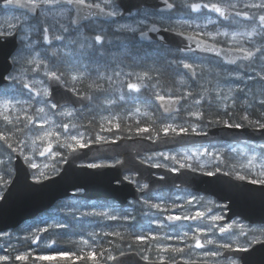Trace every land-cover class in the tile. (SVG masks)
<instances>
[{
	"label": "snow or ice",
	"instance_id": "obj_1",
	"mask_svg": "<svg viewBox=\"0 0 264 264\" xmlns=\"http://www.w3.org/2000/svg\"><path fill=\"white\" fill-rule=\"evenodd\" d=\"M18 10L23 11L17 15ZM193 13L199 15L193 18ZM165 34L183 38L182 46L172 47ZM196 52L214 54L220 64L189 62L184 55ZM165 77L174 86L162 83ZM5 80L11 84L0 88V142L10 150L9 160L12 154L22 157L37 184L50 178L47 169L57 173V163L67 162L59 149L80 158L78 150L94 143L115 144L121 132L147 133L144 138L150 141L161 139L162 133L165 142L207 136L205 129L213 126L264 136V0H0V81ZM152 99L166 116L158 127L154 113L140 106ZM98 101L105 110L121 103L133 107L127 117H102L108 127L101 124V131L112 137L96 134L93 140L79 132L74 121L83 108L91 109ZM181 113L191 122L178 123ZM56 117L63 119L58 123ZM129 118H136L134 125L122 123ZM250 148L242 153L245 162L239 168L225 164L222 150L208 147L182 154L157 152L140 163L207 178L223 174L264 190V143ZM37 155L47 162L37 163ZM112 159V164L89 163L87 168L124 163ZM138 174L123 179L143 194L132 206L149 210L143 213L146 228L140 225L142 230L135 231L137 224L132 223L124 231L101 227L76 234L77 213L70 212L71 219L30 230L24 238L27 250L0 255V264H124L120 257L127 254L125 247L145 264H199L194 254L203 264H248L243 257L226 253H248L253 244L264 245L252 234L257 229L226 221L229 205L208 200L192 212L204 201L196 194H188L182 203L152 202L146 191L150 185L139 183ZM6 175L11 176V168ZM10 183L0 174V186ZM79 215L98 218V224L136 221L127 211L93 210ZM260 231L264 236V229ZM217 232L222 234L220 239ZM0 236L11 239L9 233ZM102 236L119 242L109 240L106 247ZM117 251L119 256L114 254Z\"/></svg>",
	"mask_w": 264,
	"mask_h": 264
},
{
	"label": "water",
	"instance_id": "obj_2",
	"mask_svg": "<svg viewBox=\"0 0 264 264\" xmlns=\"http://www.w3.org/2000/svg\"><path fill=\"white\" fill-rule=\"evenodd\" d=\"M165 36L171 42L172 47L182 46L183 38L169 34ZM196 53L216 57L211 53ZM8 64H12L10 58ZM10 69L11 67L8 71ZM6 82L7 80L0 81V86ZM153 102L158 107V102L154 99ZM75 107H80V105H75ZM160 112L162 113V110ZM205 131L208 133L207 136H182L176 139L169 138L166 142L161 135V139L154 141L147 140L145 136H133L131 139L121 137L115 144L94 143L87 149L78 150L80 158L73 159V154L67 152L65 154L67 162H61L60 170L39 184L31 179L29 168L22 157L17 158L13 154L11 183L2 193L4 199H0V232L16 228L24 221L33 219L39 213L49 209L57 200L74 194L77 187L81 190L76 195L83 199L114 200L119 206H126L129 199L136 200L142 194L134 184L123 179V174L126 172L139 173L135 175V179L149 183L150 189L146 190L148 193L174 187L191 189L213 195L218 200H226L230 208L225 212L227 218L237 215L250 222L251 218L254 221L264 222V190L259 185L236 181L223 174L207 178L186 170L171 173L165 169L151 168L148 164L140 163V157L145 152L215 141H264L261 133L251 130H230L213 126L206 128ZM113 157H118L124 162L123 165L101 169L87 168V163ZM160 176H165V179L160 180ZM126 253L124 257H120L124 264H145L135 255V252L126 251ZM116 255L119 256V253ZM226 255L243 257L248 264H264V258L260 257L251 261V247L248 253H226ZM16 264H22V262Z\"/></svg>",
	"mask_w": 264,
	"mask_h": 264
},
{
	"label": "rangeland",
	"instance_id": "obj_3",
	"mask_svg": "<svg viewBox=\"0 0 264 264\" xmlns=\"http://www.w3.org/2000/svg\"><path fill=\"white\" fill-rule=\"evenodd\" d=\"M15 14L19 15L20 12H16ZM187 59L189 62H193V61H195L197 63L201 62L197 58L187 57ZM208 65L215 67L218 64H216V63L210 64V63L206 62V66H208ZM16 67H18V65ZM10 72H13V67H12ZM165 80L168 81L167 82L168 86H174L172 84L170 78H169V80L165 78ZM10 84H11V81H9L7 83V85H5L4 88L8 87ZM99 102H102V101H99ZM147 103H150V102H142L140 104V106L151 112L152 109L150 108V105H148ZM132 107H133V105H131V104H124L123 106L121 104V107L119 108V110L117 112H113L110 109H108V110L103 109L102 112H99L95 115V118H97L99 121H101V124H104L105 128H107L108 127L107 122L102 120L101 119L102 117H107V116H110L113 114H119L121 117H127L128 113ZM93 108H94L93 106L91 107V109L85 108L83 111H81V114L78 113L74 122L78 124L80 122V120L84 116H86V111L87 110H93ZM94 111H96V110H94ZM55 119L59 123L63 118L56 117ZM177 122L178 123H188L191 121L188 120V118L186 117V115L184 113H181L177 118ZM78 131L84 133L86 137L91 138V135L86 133L85 130L82 129L81 127H78ZM96 134L108 136L110 138L112 137L111 134H107V133L102 132V131H98ZM28 135L31 136V135H34V133H28ZM142 136H144V135H142ZM92 139L94 140L95 138H92ZM244 143H247V142H244ZM247 144L234 145L233 143H227V142H215V143H210V144H203L200 146H187V147H182V148H177V149H172V150L146 152L143 154L141 159H144L147 156H150V155L157 153V152H169V153H173V154H176V153L182 154L184 152L195 151L197 149H202L203 147H208L210 150H212L213 148H215L217 150H222L225 164L228 166L235 165L237 168H239L240 165L245 162V157L242 155V153H249L251 151L250 146H247ZM254 144H260V143L258 142V143H254ZM54 149H55V145H54ZM38 150H40V149L38 148ZM59 150L62 153H64V155L67 153V151L64 149H59ZM12 159H13V154H12L11 160L4 158V157H0V161L4 162L3 164H0V174H5L6 179H10L12 174H13ZM202 159L205 161L207 160L206 157H203ZM36 161L39 164H43V163L47 162L45 160V158L39 157L38 155L36 156ZM91 163L112 164V163H114V160L113 159L112 160H97V161H94ZM60 164H61V162L57 163V167L59 170H60ZM87 164H89V163H87ZM9 168H11V176L6 175ZM226 169H225V171L228 170V169L227 170ZM29 171H30V176H31V173L33 170L29 169ZM46 171H48L49 176L56 174V173H53L51 171V169H47ZM129 173L130 174H124L123 176L133 175V173H131V172H129ZM139 183L143 184L144 182H139ZM4 189H5V187L0 186V195H2ZM75 191H77V190H75ZM148 196L151 198L152 202H160L161 200H163L164 202L171 204L173 201H176L177 203H182L183 198H186L188 196V194H186L184 192H180V191L160 190V191L151 192L148 194ZM138 200H130L128 206L126 208H123V207L115 205L113 201H88V200L79 198L75 195L70 196V197L65 198V199H62L61 201L56 202L51 207V209H49L47 212L45 211V212H43V214H40L38 217H36L32 220H29L27 222H24L18 228L0 232V233L11 234V239H8V237H6V236H0V255L12 254L14 256L15 253H17V252H23V251L27 250V243L28 242L24 238L30 234V230L34 231L35 227H37V226L43 228V227H47L48 224H52V223H55L57 221H64L66 219H71L67 215L70 212H76L77 213V219H76V221L73 222V231L77 234H79L81 232L86 234V233L91 232V231H100L101 227H103L104 231H113V230L124 231V229L128 228L129 225L132 223L137 224L135 231H141L142 229H141L140 225H143L145 228L147 227V220L144 217L143 213H145L149 210L145 207H141L139 204H135V207H133L132 206L133 203L135 201H138ZM93 205H95V208L92 207ZM93 210H95V211H109V212H116V213H122L124 211H127V212H130L136 216V221H128V222H125V221H101L98 224L97 223L98 218L91 217V216L81 217L79 215L80 212L93 211ZM66 216L69 218H67ZM152 227H153V230H156L155 225H153ZM177 230L183 231L186 229L183 228V230H182V228H180ZM73 238H75V237H73ZM100 239L106 247L108 246L107 242L109 240L119 242L117 238L114 239L112 237L109 238V237H103L102 236ZM65 240H67V238ZM33 247H35V246H33ZM124 251H128L126 247L124 248ZM118 253L114 252L115 255ZM153 257H154V254H153ZM16 263L17 262H15V264Z\"/></svg>",
	"mask_w": 264,
	"mask_h": 264
},
{
	"label": "flooded vegetation",
	"instance_id": "obj_4",
	"mask_svg": "<svg viewBox=\"0 0 264 264\" xmlns=\"http://www.w3.org/2000/svg\"><path fill=\"white\" fill-rule=\"evenodd\" d=\"M198 15L199 14L193 13L192 14V17L195 18ZM211 16H212V18L215 19V14H211ZM197 22H202V19L197 20ZM209 30H211V26H210ZM184 55L186 57H190V58H197L200 61H205V62L210 63V64L211 63L220 64L219 58H216V57H213V56L201 55V54H197V53H188V54H184ZM229 67H231V66H229ZM247 143L238 142L237 144H234V145L247 144V146H250V145H253L254 143H258V142H247ZM259 143H264V142H259ZM201 145H203V144H201ZM192 146H200V145H192ZM225 169L226 168H224V170ZM124 174H130V173L129 172H126ZM138 182H140V181H138ZM168 190L180 191V192H184L186 194H196L198 196L204 197V201L201 203V205H196L195 207H193V208L190 209V211H192V212H195L198 208L202 207L203 203L206 202V201H208V200L214 201L215 204H220V205L228 204V202L226 200L225 201L218 200L213 195H210V194H207V193H203V192H196V191H193L191 189L174 187V188H171V189H168ZM176 211H180V210L177 209ZM214 211H219V209H214ZM224 215L226 217V221L227 222H232L233 220H236V221H240L244 225H247V226H249V227H251L253 229H257V231H255L252 234L253 235H256V236L260 237V239L264 240V236L261 235V231H260L261 229H264V222L254 221V220H252V218H251V222H250L249 220L244 219L243 217L237 216V215L232 216L230 218H227L226 213H224ZM185 223L187 224V223H191V222H185ZM221 223H223V222H221ZM185 229H186V227H185ZM182 230H183V228H182ZM221 237H222V234H220L219 232H217L216 233V238L220 239ZM253 249H255V251H253ZM228 256H233V255H228ZM233 257H236V256H233ZM257 257L264 258V245H262V244H253L251 246V261L254 260V259H256ZM193 260L198 261V262H203V259L201 257L196 256L195 254L193 255Z\"/></svg>",
	"mask_w": 264,
	"mask_h": 264
},
{
	"label": "trees",
	"instance_id": "obj_5",
	"mask_svg": "<svg viewBox=\"0 0 264 264\" xmlns=\"http://www.w3.org/2000/svg\"><path fill=\"white\" fill-rule=\"evenodd\" d=\"M166 79L169 80L168 77H165ZM168 81L164 80L162 81V83H167ZM168 86V85H167ZM5 85H3L2 87L0 88H4ZM169 87H172V86H169ZM150 103H147L148 105H150V108L152 109V113H154V119H156V126L158 127L159 126V122H161L162 120H165L166 119V116L162 115L161 112L159 111V109L154 105V103L152 102V100H149ZM122 104V103H121ZM121 104H117L115 106H113L110 110H112L113 112H117L119 110V108L121 107ZM124 104H122L123 106ZM93 110H87L86 111V116H84L80 122L78 123V125L85 130L86 133L90 134L91 135V138H95V135L98 131H101V121H99L97 118H95V115L99 112H102L103 109L105 110L104 108V105L102 102H97L96 104L93 105ZM88 108V107H87ZM86 108V109H87ZM85 109V108H84ZM83 109V110H84ZM150 109V110H151ZM82 110V111H83ZM96 110V111H94ZM108 110V109H107ZM81 114V112L79 113ZM135 119L136 118H129V119H125L122 121V123L124 125H128V126H132L135 124ZM139 119H141L142 121H145L146 118L144 117H139ZM89 121H92L91 124H89ZM148 123H151L150 121H147ZM115 131V129H114ZM102 132H105L107 134H111L112 136V133H108L107 131H102ZM162 134V133H161ZM18 136H21L22 134L18 133L17 134ZM117 135L119 136H126V137H129L131 135L132 136H137L135 135L134 133L130 134L128 132H121V133H117ZM144 136H147L148 134L145 133L143 134ZM9 153H10V150H8L6 148L5 145H3V142H0V157H4V158H7L9 159ZM61 201V200H60ZM59 202V201H58ZM47 212V211H46ZM43 214V213H42ZM67 217V216H66ZM69 218V217H67ZM74 232V231H73ZM75 233V232H74ZM77 234V233H76ZM67 237H65L64 239H66ZM111 238V237H109ZM114 239H116V237H112ZM70 247V245H69ZM118 253V251L116 252Z\"/></svg>",
	"mask_w": 264,
	"mask_h": 264
}]
</instances>
